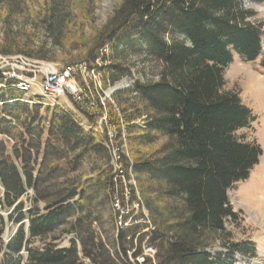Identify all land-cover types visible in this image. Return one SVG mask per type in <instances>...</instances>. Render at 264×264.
<instances>
[{
	"label": "trees",
	"instance_id": "obj_1",
	"mask_svg": "<svg viewBox=\"0 0 264 264\" xmlns=\"http://www.w3.org/2000/svg\"><path fill=\"white\" fill-rule=\"evenodd\" d=\"M25 1L0 0V16L7 22L24 15ZM83 4L81 0H39L35 17L51 34V47L39 45L34 49L33 43L23 40L21 30L13 31L9 25L0 37V57L59 62L68 67L76 64L72 62L76 58L66 54L74 44L81 52L77 56L80 63L94 62L105 45L112 46V57L124 60L128 53L146 49L160 64L159 77L154 82H135L128 93H121L117 109L126 124L134 171L139 180L143 178V195L163 206L158 225L161 230L153 231L151 237L152 243L161 242L158 264H234L235 256L246 254L243 246L248 244L233 242L226 229L228 222L238 218L227 193L248 179L263 153L258 144L234 137L238 130L250 127L254 116L236 92L225 90L224 71L232 63L233 52L246 62L259 57V27L245 22L250 13L238 0H120L103 31L96 33L98 39L91 36L84 40L85 25L80 19ZM177 34L183 39H175ZM58 49L65 57L58 55ZM123 75L113 70L108 80L115 83ZM18 84L15 78L4 81L0 76V135L11 137L10 130L21 125L13 135L20 148L15 147L11 156L6 155L0 141V199L13 208L27 191H32L34 198L25 213L22 208L15 209L19 228L0 264H21L16 257L21 252H26L24 264H80L75 243L60 249L54 245L57 233L75 234L83 257L93 263L130 264L126 250L119 246L120 232L115 256L92 238L88 246L84 243L83 237L89 235L96 221L91 203L99 196L107 201L114 194L111 177L101 179L100 190L92 191L91 185H82L79 177H69L58 165L61 160L69 161L74 153V163L101 150L108 153L104 140L85 132L69 111L54 106L43 157L36 172L29 169L44 132L41 127H31L39 107L20 103L25 93L18 90ZM104 106L96 103L100 113ZM110 109L119 127L116 111L111 105ZM92 115L87 114L88 120ZM23 117L30 123L25 132L21 131L26 124V120L20 121ZM139 119L145 120L143 127L135 124ZM109 124L116 129L111 117ZM115 131L120 166L115 173L125 179L124 143L122 134ZM108 144L111 146V139ZM13 158L23 162L22 168L13 165ZM33 239L44 242L43 247L30 249ZM215 246L224 251L210 252Z\"/></svg>",
	"mask_w": 264,
	"mask_h": 264
},
{
	"label": "rangeland",
	"instance_id": "obj_2",
	"mask_svg": "<svg viewBox=\"0 0 264 264\" xmlns=\"http://www.w3.org/2000/svg\"><path fill=\"white\" fill-rule=\"evenodd\" d=\"M39 0H26L25 14L16 16L7 22L4 21V16H0V37H2L9 25L12 26L13 31L22 32L23 40H27L29 43H33L35 49L39 45H44L46 49L51 47V34H49L43 24L35 17V7ZM83 1L82 8L80 9L82 16L81 22L84 23V29L82 37L84 40L95 36L98 31H103V26L107 22V19L111 17L114 11L119 7L120 0H81ZM241 8L250 13V17L245 22L259 27L261 32V46L262 51L259 57L253 62H246L241 59L237 54L233 52L232 63L227 66L224 71L225 78V90H232L239 95L241 103L249 108L254 116V121L249 128L238 130L234 133V137L243 142H254L262 149V156L259 158L258 164L254 166L249 174V177L244 182L236 183L229 191L228 198L233 210L238 213L236 222H228L226 229L231 234V240L236 243H245L250 246H243V250L247 251L244 255H237L234 258V264H264V3H257L253 0H238ZM262 10L258 7H262ZM80 8V7H79ZM79 27V26H78ZM99 35V34H98ZM97 35V37H98ZM95 36V38H97ZM102 37V36H101ZM99 36V41L101 40ZM94 38V37H93ZM175 39L182 40L183 37L175 35ZM98 39V38H97ZM171 39V37H168ZM73 50H66V54L69 57L76 58L72 62L73 65L80 64V69L74 70V78L72 79V88L75 91H80L79 95H73L74 97L81 98L83 103L88 102L92 104V107L96 109V103H103L105 105L104 110L100 113L101 121L105 127V132L109 134H115L114 131H118L122 134L123 144V160L122 167L126 174L125 179L119 178L115 181V177L110 166V151L112 147L115 148V157L118 158L119 148L115 144V139H111L112 147L110 151L105 153L100 151L99 153H93L88 155L84 160H77L73 162L71 159L77 154H68L69 161L61 160L58 165L64 170L69 177L80 178L82 185L85 183L91 185L92 191H99L100 180L105 177H111V182L114 185V194L111 193L109 200H103V197L99 196L95 202L91 203V209L95 213L96 221L91 226V232L89 235L84 236V243L86 246L90 243V238L94 239L95 244H102L107 251L111 252L112 256H115V251H118V247L121 245L122 249L126 250L127 260L130 264H158L157 253L158 244L161 242H151L153 231H160L158 227L160 225V211L163 206L160 203L154 204L151 199H147V194L143 195V178L138 179L137 174L133 168V158L130 153V145L128 140V133L126 124L122 119L120 110L117 109V99L121 98V93L130 91L135 82L141 84L147 82H154L158 79L161 71L160 64L153 60L147 53L146 49H142L136 54H127L126 60L120 56L112 57V46L105 45L100 51L98 59L90 63H80L81 61L77 56L81 53L79 46H76ZM73 46V47H74ZM58 55L65 57V54L58 49ZM98 53V54H99ZM102 53V54H101ZM104 55V56H102ZM29 59V58H27ZM36 61V60H35ZM83 61V60H82ZM38 64L30 63L24 58L0 57V74L7 70H17L23 67L29 70H38L42 66H48V63L36 61ZM52 64L58 65V67H64L62 63L52 62ZM84 64L87 67H84ZM112 65V66H111ZM72 66V65H71ZM111 66V67H110ZM95 70V71H94ZM114 71L123 73L124 75L115 83H111L109 80L110 75ZM11 75H3L4 81H10ZM109 79V80H108ZM106 81L107 84L103 82ZM126 81V86H118L120 83ZM37 93V94H36ZM37 91H31L23 95V102L27 105L38 106V116L33 118V129L41 127L44 132L41 138V145L38 147L37 156L35 162L30 160L28 167L34 172L37 171L40 160L44 153V144L47 139V130L49 128V121L51 113L54 107L50 106L52 101H48L44 96L38 94ZM128 93V92H127ZM122 97H126V94H122ZM126 99V98H123ZM61 100V101H60ZM59 103L62 108L69 111L76 122L82 124V121L88 119V116L84 118L76 108L74 107L71 98H61ZM31 102V104H29ZM43 102L44 104H39ZM12 103V101H11ZM33 103V104H32ZM110 105L116 111L119 118L120 126L117 124L111 116ZM116 125V129L109 124V118ZM29 118L23 117L21 123L26 120V124L23 125L21 131L29 129ZM144 119H139L135 124L139 127L144 126ZM92 124L98 125L97 114L92 115ZM44 128H43V126ZM20 127L15 130H10L12 136L8 137L0 135V141H2L5 147L6 155L11 156L13 149L20 148V144L16 143L13 135L20 131ZM125 134V139L123 135ZM116 136V134L114 135ZM25 139L26 136H24ZM26 141V140H25ZM102 141H100L101 143ZM121 142V141H120ZM105 144V142L103 143ZM102 145V143H101ZM26 146V145H25ZM103 146V147H104ZM109 146V145H107ZM21 152V151H20ZM146 153V152H145ZM34 156V151H32ZM13 165L18 169L22 168L23 162L21 160L12 159ZM71 163V164H70ZM120 168V166L118 165ZM110 169V171H109ZM90 180H92L91 183ZM2 189L0 188V191ZM118 192L122 197L120 201L121 210L117 211L114 207L115 192ZM34 196L32 191H27L25 195L17 201L13 208L3 205L0 199V259L8 253L7 245L11 243L19 228V224L16 223L18 213L16 208H22V213L28 211L33 205L32 200ZM124 199V200H123ZM123 200V201H122ZM162 206V207H161ZM15 210V211H14ZM123 212V213H122ZM156 221V224H154ZM23 223H27L26 220ZM122 233V239L119 241V246L116 243V236ZM57 241L54 242L57 248H68L72 243H75L78 251L80 252V264H99L95 261L84 258L82 255V246L75 234H56ZM148 242L152 245V251L149 250L146 253L143 251L144 243ZM44 245L40 239H33L29 242L30 249H41ZM87 248V247H86ZM89 250V248H87ZM221 246H215L210 249V252H223ZM134 253H138L136 257ZM147 259L145 262H141V255ZM151 255L150 257L147 255ZM19 258L21 264H24L26 260V252H21L16 256ZM15 257V258H16Z\"/></svg>",
	"mask_w": 264,
	"mask_h": 264
},
{
	"label": "built area",
	"instance_id": "obj_3",
	"mask_svg": "<svg viewBox=\"0 0 264 264\" xmlns=\"http://www.w3.org/2000/svg\"><path fill=\"white\" fill-rule=\"evenodd\" d=\"M25 60L29 61L30 63L38 64L35 60L32 59H25ZM75 69H80V64L72 65L68 67H58V65L48 63V66H42V68L38 70L32 71L21 67L18 68L16 71L15 70L4 71L0 74V76L1 79H3V75H11V78H24L28 80H34L37 81V88L41 89L44 92H48V95H61V97L65 99H68V97H70L74 107L80 114L84 116V118H86L87 114H97L98 125L96 124L94 126L93 124H86V119H85V124L87 126H91V134H95L98 140H104V142L110 143L109 134L105 132L103 121H101L100 118V110L95 109V107H92L91 103L88 102L83 103V100L81 98H77V96H80L79 95L80 91H75L72 88V79L74 78ZM75 94L77 96L74 97L73 99V95ZM114 155H115V148L112 147V152H110L109 154L110 166L112 168L115 177L114 180L117 181L118 179L120 181L118 175H116L115 173ZM114 198H115L114 207L117 211H119L121 210L120 201L122 197H120L118 192L116 191ZM152 248L154 247H152L150 243L145 242L143 246V251L144 253H146L149 250L152 251ZM144 255H141L142 263H146L145 261L147 260L144 257ZM147 256L150 257L151 255L149 254Z\"/></svg>",
	"mask_w": 264,
	"mask_h": 264
},
{
	"label": "bare ground",
	"instance_id": "obj_4",
	"mask_svg": "<svg viewBox=\"0 0 264 264\" xmlns=\"http://www.w3.org/2000/svg\"><path fill=\"white\" fill-rule=\"evenodd\" d=\"M263 6L262 7H258V9L262 10ZM44 63V62H42ZM85 67V66H84ZM16 80H18L19 84L17 85V88L19 91L23 92V93H28V92H31L32 90L33 91H38L42 96H44V98H46L48 101H52V103H50V106L54 107V106H62L60 103H59V100L62 98L61 95H48V92H44L42 91L41 89L37 88V81H34V80H28V79H24V78H15ZM127 82L124 81L122 83H120L118 86H126ZM38 93V94H39ZM37 94V93H36ZM39 94V95H40ZM61 101V100H60ZM41 104H44L43 102H39V105ZM86 124H92V122L90 120L87 119L86 121ZM85 124V120L82 121V124H79L85 132H91V126H87ZM114 128V127H113ZM114 133L117 135L118 133L116 131H114ZM124 133V132H123ZM122 133V134H123ZM115 134H111V137L110 139L114 138V135ZM123 138L125 139V134L123 135ZM108 150L110 151V147H112L113 144H111V146L105 142L104 144ZM109 145V146H107ZM108 151V152H109ZM119 151V150H118ZM111 152V151H110ZM119 158L115 157L114 155V165H115V172L117 170H119V167L117 165V161H118Z\"/></svg>",
	"mask_w": 264,
	"mask_h": 264
}]
</instances>
